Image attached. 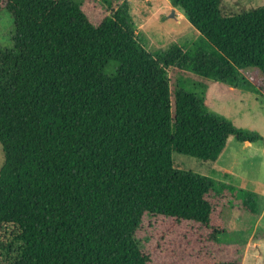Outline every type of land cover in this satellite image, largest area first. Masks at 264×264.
<instances>
[{
  "label": "trees",
  "instance_id": "1",
  "mask_svg": "<svg viewBox=\"0 0 264 264\" xmlns=\"http://www.w3.org/2000/svg\"><path fill=\"white\" fill-rule=\"evenodd\" d=\"M168 1L213 51H148L128 0L98 24L81 1L0 0L15 28L0 46V264H152L135 239L145 214L220 243L216 197L234 188L176 167L172 151L214 162L229 136L263 137L210 111L204 82L172 92L167 69L264 91V5L225 14L221 0ZM238 190L257 212V193Z\"/></svg>",
  "mask_w": 264,
  "mask_h": 264
},
{
  "label": "rangeland",
  "instance_id": "2",
  "mask_svg": "<svg viewBox=\"0 0 264 264\" xmlns=\"http://www.w3.org/2000/svg\"><path fill=\"white\" fill-rule=\"evenodd\" d=\"M74 1H81L90 21L98 24L122 0ZM128 2L131 25L139 42L148 51H163L173 46H181L192 52L213 51L206 39L168 0ZM261 5H264V0L220 2L221 11L225 14H235ZM14 32L11 15L1 10V47H12ZM167 72L172 92L176 85L191 91L194 85L204 82L205 104L210 111L229 119L237 127L258 132L263 138L247 143L229 136L222 154L214 162L172 151L176 167L209 175L234 188L222 189L219 198L216 197L218 205L225 206L226 232L220 236V243L200 240L187 228L189 222L175 224L173 218L155 214L142 217L135 239L142 249L150 251L152 264H208L232 257L240 258L241 264H264V91L253 80L246 88H235L204 79L188 69L170 66ZM2 161L0 145V166ZM240 188H253L257 193V212H251L243 205Z\"/></svg>",
  "mask_w": 264,
  "mask_h": 264
},
{
  "label": "crops",
  "instance_id": "3",
  "mask_svg": "<svg viewBox=\"0 0 264 264\" xmlns=\"http://www.w3.org/2000/svg\"><path fill=\"white\" fill-rule=\"evenodd\" d=\"M169 3H170V2H169ZM247 143H249V142H247ZM225 147H226V146H225ZM222 152H223V151H222ZM221 154H222V153H221ZM221 154H220V155H221ZM220 155H219V156H220ZM218 158H219V157H218ZM218 158H217L215 161H217V160H218ZM256 184H259V185H261V183H256ZM262 185H264V184H262ZM251 189H252V190H251ZM250 190H251V191H254V190H253V188H250ZM254 192H255V191H254Z\"/></svg>",
  "mask_w": 264,
  "mask_h": 264
}]
</instances>
